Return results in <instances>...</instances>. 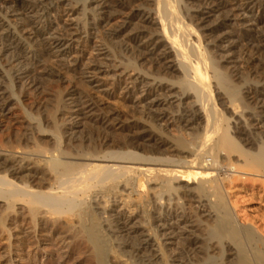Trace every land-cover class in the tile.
Here are the masks:
<instances>
[{
    "label": "bare ground",
    "instance_id": "bare-ground-1",
    "mask_svg": "<svg viewBox=\"0 0 264 264\" xmlns=\"http://www.w3.org/2000/svg\"><path fill=\"white\" fill-rule=\"evenodd\" d=\"M233 19L250 26L235 32ZM260 30L264 0H0V51L14 69L5 73L8 89L0 86V118L10 89L39 91L36 69L49 57L64 63L83 53L100 33L82 76L110 75L151 125L117 122L115 130L128 133L116 137L111 114L101 122L109 136H102L99 127L85 129L98 109L91 100L53 91L57 112L70 114L68 133L52 111L51 123L28 114L23 132L0 139V230L10 232L15 221L35 235L49 231L77 253L88 250L93 264H264V216L244 207L264 204ZM223 52L256 70L250 77L242 67L227 70ZM43 74L58 77L51 69ZM215 88L239 118L234 127ZM165 199L174 204L168 212L160 207ZM175 219L181 234L162 242Z\"/></svg>",
    "mask_w": 264,
    "mask_h": 264
},
{
    "label": "rangeland",
    "instance_id": "rangeland-1",
    "mask_svg": "<svg viewBox=\"0 0 264 264\" xmlns=\"http://www.w3.org/2000/svg\"><path fill=\"white\" fill-rule=\"evenodd\" d=\"M144 1H150V0H144ZM94 6L95 4H90L91 8H93ZM255 14H257V11L255 12ZM74 17H77L78 19L81 18L79 12H77ZM64 20H66V18H64ZM118 20L120 19H115L112 23L113 24L117 23ZM241 23H242L241 20L233 19V22L231 23L233 24V31L240 32V30H242L243 28H249L250 26L247 24L246 27H242L240 26ZM82 24H84V21H82ZM259 32L264 33L263 30H260ZM200 33L203 34L204 31L200 30ZM99 35L101 36L100 33ZM100 36H99V41H101ZM204 40H207V38H204ZM85 41L86 40L84 39V42ZM99 41L98 38L97 41L95 40V38L93 40H89V42L87 41V43H85L86 45L83 44L84 45L83 46L84 48L82 47L83 53H78V51L76 53L75 51V53H73L71 57L65 59L67 62L64 60L65 61L64 63L62 62L60 63L56 61L55 58L49 57L48 58L49 60L46 63L47 67L45 66L42 69L41 68L36 69L32 73L33 77L42 78V81L39 82L40 84L39 85L40 89H38L39 91L35 92L24 89V87L21 84H17L14 87V90L13 89L11 90L9 88L10 89L9 91L11 92V97L8 100V106H7L8 110L4 113L5 116L0 118V125H1L0 127L2 128L0 132V139H4V138L6 139L7 137L12 136L13 134H14L13 136H15L16 134L20 133L19 131L23 132L21 126L26 125L28 114L39 117L43 122L46 121L47 123H51V120L53 121V119L55 118V116H53L54 117L53 118L52 115L54 114L56 115V113L53 114L52 111L54 112L58 111L56 109L57 107L53 97V94H55V92L58 93L61 92L63 96H66L68 94H73L75 95L74 96L75 98H84L86 100H91L97 106L98 109L96 114H94L95 115L93 117L94 120L90 122L88 126L86 125L85 129H87L88 131L90 129L91 132L92 130L95 131L94 129L96 126L99 127V129H101L100 130L101 132L103 130V127H101V122L106 121L107 119H105V117L106 116L109 117V115L111 114H115L113 118H116L117 121L111 122L112 124L110 131L111 130L112 131L111 132L109 131V134L112 135L114 134V136L116 137H119L118 135L125 136L128 133V132L115 130L114 126L117 122H122L126 126H129V123L133 118V120L135 119L136 122L142 123L141 125H139V128L142 129L146 125L149 126L150 124L148 122L147 123L145 122L146 118L144 114L140 113V109L132 107V104L128 102V99H125L127 98V95H125L121 90H115L113 85V79L110 77V75L109 76L100 75L98 76L99 77L98 79L95 78L87 79L82 76V72H83L82 70L84 64L92 61L96 57L95 51L93 52V48L95 47V45H99L98 44ZM249 44L251 43L249 42ZM227 45L228 44H226V46ZM27 51L30 50L27 49ZM2 54H4V52L0 53V58H1L0 61L2 60V64L0 62V86H2L3 89H8L9 84L8 81L6 80L5 73L7 71L8 72L10 71V73L13 74L14 69H12L13 67L9 65L7 61H5V59L2 57ZM80 55L81 58L77 57ZM77 58H79L78 60H80V62L76 66H74L73 62H75ZM218 59H220L221 63L224 66H227L226 67L227 70L228 67L229 69L233 68L234 66L242 67L240 70L244 77H250L251 76L250 74L256 70V68H250L251 70H249V67H247L246 64L245 65L242 64V62H244L242 61V59H234L232 55H229L225 52L221 53L220 56L218 55ZM145 68L147 69V67ZM145 68L144 70L146 72H149ZM44 69H51L57 74L58 77L46 76L45 74H43ZM94 79L96 80L97 83L94 82L95 81ZM98 85H102L103 86L102 89L105 90V92H100L97 88L94 87ZM215 89H214V91H216L215 94L218 96L215 97L216 95L214 94V98H218L215 100H217L218 105L220 104L219 107L222 106L220 110L224 112V116L227 119H230L231 127H234L235 121L238 120L239 118L233 116V113L230 112L229 109H227V107H229L230 104H228L227 102L228 100H226L225 96L221 95L220 98V93L222 94L221 90H219V88L218 89L215 88ZM62 107H66V106L61 105V109H63ZM174 110L176 111L177 109L175 108ZM57 115H56L57 119L58 118L60 119L62 117L59 122V126L61 127L60 128L61 132L68 133L69 126H65L64 122L70 116V114H67L65 112H61V113L57 112ZM50 116L52 117L51 119ZM243 125L244 123L243 124L241 123L240 127H242ZM93 133H94L93 137H95V132ZM175 133L176 132L171 131L168 133V135L172 139H177V133L176 134ZM100 135L109 136L104 131L101 132ZM2 136H4V138H2ZM36 136L39 137L38 134ZM173 136L175 138H173ZM13 139H15V137ZM27 146L30 147V145ZM240 194L244 195V193H240ZM169 204H171L170 207L173 208L174 204L169 202L168 199L167 200L165 199L160 204L161 205L160 207H163V209H165L168 212L170 211V208H167V205ZM244 207L246 208L248 214H250L251 216L257 219H260L261 217L264 216V204H261L259 201L246 203L244 204ZM189 212L191 213L190 209ZM178 214H181V211H179ZM153 216L155 218L159 217V215H157L156 213H153ZM139 220L140 219L136 218L133 223H135L136 226H140L142 223H140L141 221L139 222ZM174 221H175V225H172L174 222H170L169 225L164 226L163 230L165 231V233H167L168 238L166 239L164 238L162 242L164 241V243L167 244H170L172 242L174 243L173 240L176 237V234L177 235L181 234L182 231L179 229L180 226L178 227L180 222H177L176 219ZM18 224L19 223H16L15 221L14 222L11 221L9 225H7V229H9L10 232L0 230V264H93L92 263L93 261L88 257L89 256L88 250H83L82 252L77 253V251L75 252L71 249L68 240H66V242L60 241L59 235H55V237L51 238V233H49V231L46 232L44 231L40 234L35 235L34 233H32L33 230H31L30 226L28 227L26 223L22 222L21 226L23 227L20 228L18 227ZM163 230L160 232V234L164 233ZM192 237H196V236L193 235ZM112 260L113 262L114 261L116 262V260H114L113 258ZM132 262L133 261L131 260L129 262H126V264H134ZM116 263L125 264V262H116Z\"/></svg>",
    "mask_w": 264,
    "mask_h": 264
}]
</instances>
